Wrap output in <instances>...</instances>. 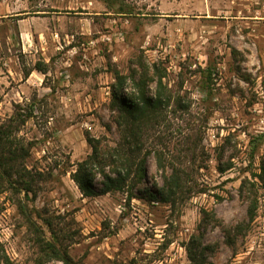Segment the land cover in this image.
I'll use <instances>...</instances> for the list:
<instances>
[{"label": "rangeland", "instance_id": "rangeland-1", "mask_svg": "<svg viewBox=\"0 0 264 264\" xmlns=\"http://www.w3.org/2000/svg\"><path fill=\"white\" fill-rule=\"evenodd\" d=\"M34 69L49 90L21 88ZM116 74L128 95L142 80L163 97L136 153ZM87 138L97 193L126 174L116 149L145 161L131 194L81 195ZM52 249L73 264H264V0H0V264H62Z\"/></svg>", "mask_w": 264, "mask_h": 264}, {"label": "trees", "instance_id": "trees-1", "mask_svg": "<svg viewBox=\"0 0 264 264\" xmlns=\"http://www.w3.org/2000/svg\"><path fill=\"white\" fill-rule=\"evenodd\" d=\"M37 70L42 71L39 69ZM114 80L115 83L110 87L111 105L112 108L114 107L116 109L119 118H122L127 125L128 134L124 138L123 144L127 147V151L130 153H136L138 150L137 136L140 134L143 126H146V122L150 119L152 114L155 113V109L161 104L163 97L157 96L151 98L146 96L147 91L145 90L146 87L143 85L142 80H139L138 82H135V80L132 81L137 95H128L125 92L127 90V79L116 74ZM86 141L92 149V154L86 161L78 165L76 172L72 175V180L76 184L81 195L83 197H96L98 195H106L112 192H123L124 190H126L128 194H131L134 187L139 184L145 176V161L141 160L135 164L125 157V151L116 149L114 151L115 154L111 155V157H116L120 168L126 170V174L121 171H116L114 177L104 174L102 189L97 193L91 185L92 177L90 169L93 164H98L99 162L97 160L98 143L97 141L88 138ZM110 162L111 164H114V161L110 160ZM131 165L135 166L133 178H130L128 174V168H130ZM151 198L153 199L152 196ZM252 212L253 211L250 210L251 220H253ZM52 250L62 264H73L66 255L58 254L54 249ZM186 251L188 257L194 262L191 251L189 249ZM200 264H203V262Z\"/></svg>", "mask_w": 264, "mask_h": 264}, {"label": "crops", "instance_id": "crops-1", "mask_svg": "<svg viewBox=\"0 0 264 264\" xmlns=\"http://www.w3.org/2000/svg\"><path fill=\"white\" fill-rule=\"evenodd\" d=\"M23 36L26 38L25 39V43L27 45V48L29 49L31 45H30V41L28 40V35L24 33ZM40 37L43 39L45 36L42 34V35H40ZM57 37L58 36L55 35V36H53L50 39L54 43L55 42L54 41L55 40L54 38L57 39ZM43 44H44V47L41 46L42 48L40 50H43V51L46 50V52H47L48 47H47L46 42H44V40L41 42L40 45H43ZM23 48H25V46H23ZM25 52H26V48H25ZM27 52H29V51H27ZM45 62H47V61H45ZM35 73H37L38 75L37 74L35 75ZM40 74L42 75V77L39 76ZM44 76H45V73L44 72L38 71L37 69L32 70L29 73V75L26 78H24V80L22 81L21 88H23L24 90L25 89L30 90V88L32 86L33 88H35V91L38 94H40L44 90H49V89H46V88L43 87V80H44L43 77ZM32 90H34V89H32Z\"/></svg>", "mask_w": 264, "mask_h": 264}]
</instances>
